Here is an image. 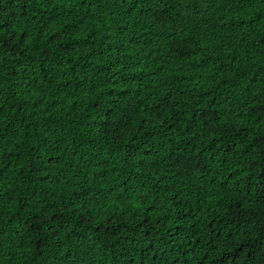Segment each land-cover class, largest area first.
<instances>
[{"label": "trees", "instance_id": "obj_1", "mask_svg": "<svg viewBox=\"0 0 264 264\" xmlns=\"http://www.w3.org/2000/svg\"><path fill=\"white\" fill-rule=\"evenodd\" d=\"M0 264H264V0H0Z\"/></svg>", "mask_w": 264, "mask_h": 264}]
</instances>
